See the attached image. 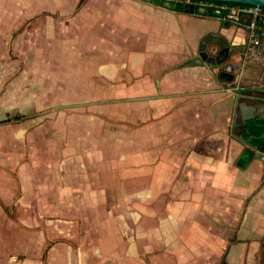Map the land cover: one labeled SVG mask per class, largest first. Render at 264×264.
<instances>
[{
	"label": "crops",
	"instance_id": "0c3cea01",
	"mask_svg": "<svg viewBox=\"0 0 264 264\" xmlns=\"http://www.w3.org/2000/svg\"><path fill=\"white\" fill-rule=\"evenodd\" d=\"M19 2L61 17L75 12L93 85L87 98L126 100L128 116L143 115V173L134 177L143 181L133 195L143 215L120 223L131 237L123 250L74 254L56 244L46 251L44 240L35 251L10 253L0 241V264H264V65L247 64L241 77L224 70L241 65L249 17L221 21L180 0ZM9 4L0 0V16ZM7 13V27L18 26ZM211 49L224 60L214 74L237 75L254 90L237 96L204 67L179 68Z\"/></svg>",
	"mask_w": 264,
	"mask_h": 264
},
{
	"label": "rangeland",
	"instance_id": "374dc122",
	"mask_svg": "<svg viewBox=\"0 0 264 264\" xmlns=\"http://www.w3.org/2000/svg\"><path fill=\"white\" fill-rule=\"evenodd\" d=\"M8 1L0 16V120L23 118L0 126L3 250L35 251L44 240L46 251L123 250L131 237L120 223L143 215L133 196L143 181L134 178L143 173V115L128 116L126 100L87 98L93 85L75 12L61 17ZM7 12L18 26L7 27ZM133 243L141 253V239Z\"/></svg>",
	"mask_w": 264,
	"mask_h": 264
},
{
	"label": "built area",
	"instance_id": "2783aa9c",
	"mask_svg": "<svg viewBox=\"0 0 264 264\" xmlns=\"http://www.w3.org/2000/svg\"><path fill=\"white\" fill-rule=\"evenodd\" d=\"M186 4L202 10L210 11V15L235 24H242V16L249 17L245 27L248 30L247 43L241 65L231 64L224 67L227 72L237 69L239 76L243 75L247 64L264 65V8L252 5H230L203 0H185ZM264 81V78H263Z\"/></svg>",
	"mask_w": 264,
	"mask_h": 264
},
{
	"label": "water",
	"instance_id": "95a60500",
	"mask_svg": "<svg viewBox=\"0 0 264 264\" xmlns=\"http://www.w3.org/2000/svg\"><path fill=\"white\" fill-rule=\"evenodd\" d=\"M205 1L252 5V6H259L264 8V0H205ZM220 53L221 52H218L217 49H211L210 52L206 51V53H203V50H200L197 53V55L193 56L189 60L182 63L179 68L204 67L209 71L210 74L216 75V77L219 80L224 82L223 89L231 91L233 94L237 96L243 95L244 93L254 90L251 87L242 86L240 83H238L239 76L237 75L235 76L225 71H219L218 73L216 72L215 74L213 73L214 68L218 69L224 63L223 59H219L221 55Z\"/></svg>",
	"mask_w": 264,
	"mask_h": 264
},
{
	"label": "trees",
	"instance_id": "16d2710c",
	"mask_svg": "<svg viewBox=\"0 0 264 264\" xmlns=\"http://www.w3.org/2000/svg\"><path fill=\"white\" fill-rule=\"evenodd\" d=\"M180 1H185V0H180ZM216 3H224V2H216ZM228 4H230V5H242V4H235V3H228ZM177 8H180V6H177ZM207 12L209 13L210 11H207ZM22 118H23V116L19 115V114L14 115V116H6L5 118L0 120V126L7 125L10 123H18L19 121L22 120ZM257 132L258 131H256L255 134ZM258 145H259V148L264 152V140L261 139L260 142L258 143ZM263 252H264V238H263Z\"/></svg>",
	"mask_w": 264,
	"mask_h": 264
}]
</instances>
